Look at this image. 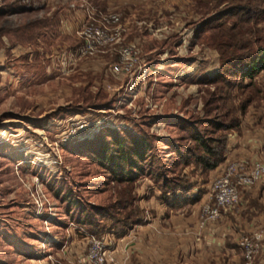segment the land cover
<instances>
[{
    "label": "rangeland",
    "instance_id": "rangeland-1",
    "mask_svg": "<svg viewBox=\"0 0 264 264\" xmlns=\"http://www.w3.org/2000/svg\"><path fill=\"white\" fill-rule=\"evenodd\" d=\"M214 6L215 0H0V264H87L91 237L110 251L115 231L126 227L125 233L126 223L141 222L146 204L164 199L154 175L119 182L90 156L114 130L148 134L155 164L181 178L183 197L198 198L196 186L207 191L206 173L193 162L173 164L178 148H193L190 126L229 123L248 96L243 124L264 117V71L250 85L234 75L215 81L221 65L213 32H198L224 4ZM114 14L117 24L107 22ZM90 27L104 31L93 52L85 44ZM262 189L205 228L196 225L195 258L180 252L170 264H264ZM65 193L87 211L85 222ZM224 221L230 232L223 244L204 242L205 230L222 223L221 231ZM242 237L253 244L250 258Z\"/></svg>",
    "mask_w": 264,
    "mask_h": 264
},
{
    "label": "trees",
    "instance_id": "trees-1",
    "mask_svg": "<svg viewBox=\"0 0 264 264\" xmlns=\"http://www.w3.org/2000/svg\"><path fill=\"white\" fill-rule=\"evenodd\" d=\"M221 4H224V7L216 13L217 15L207 17L198 28V32L204 31V28L212 30L215 38L221 65L215 81L230 82L227 76L234 75L239 76L241 81L247 80L246 84L250 85L264 71V0H215V6L219 7ZM251 99L252 96L246 97L242 106L237 109V116L229 123L209 119L204 122L208 126L205 130L190 126L188 134L193 148H178L179 159L173 164L177 165L181 160L183 165L193 162L194 166L205 174L221 163L227 133L239 127L243 111L241 109L248 105ZM223 130L225 133H218ZM151 149L152 142L148 134L125 129L114 130L109 137L100 138L89 150V154L119 182L133 184L143 175H154L168 211L188 204L192 199L182 196L184 183L179 182L181 178L178 180L176 177L167 176L166 171L160 170L155 164L153 153H150ZM64 198L69 207L79 206L78 221L85 222L83 217L87 216V211L80 206L78 199L68 193L64 194ZM122 208L125 209L126 206ZM139 221L136 217L125 225L131 226ZM93 222L87 223L91 226ZM125 228L115 231L113 236L122 235Z\"/></svg>",
    "mask_w": 264,
    "mask_h": 264
},
{
    "label": "crops",
    "instance_id": "crops-1",
    "mask_svg": "<svg viewBox=\"0 0 264 264\" xmlns=\"http://www.w3.org/2000/svg\"><path fill=\"white\" fill-rule=\"evenodd\" d=\"M246 122L243 124V121H241L238 128L227 133L222 162L205 174V177L208 178L207 181H209L207 191L194 186L197 191L201 190L202 194L199 193L198 196L199 199L202 198L201 203L207 197L211 178L228 160L244 156L248 159L264 162V117L257 116L253 119H246ZM195 176L192 177L193 179L191 178L192 181L199 178L201 174ZM254 189L261 192L259 190H264V183L244 191L241 195L243 203L247 202L246 199L249 198ZM242 197L245 199L243 200ZM198 198L184 206H180V208L169 211L164 201L158 203L152 201L146 204L148 207L144 209L141 222L131 225L128 231L116 237L111 248L114 261L109 264H130L134 259H137L135 264H170L169 260H176L174 256H177L180 252L195 258V251H198L201 247V242L196 237L197 211L199 210L196 206V200ZM140 207L143 208V206ZM224 223L225 226L222 225V232L219 230V225L222 223L214 224V226L212 225L206 229L203 236L206 240L204 242L222 245V234H227L225 231L228 222L224 221ZM228 232L230 231L228 230ZM198 255L197 253L196 256Z\"/></svg>",
    "mask_w": 264,
    "mask_h": 264
},
{
    "label": "built area",
    "instance_id": "built-area-1",
    "mask_svg": "<svg viewBox=\"0 0 264 264\" xmlns=\"http://www.w3.org/2000/svg\"><path fill=\"white\" fill-rule=\"evenodd\" d=\"M106 21L117 24L119 18L115 14L109 15ZM84 35L87 37L85 44L93 52V47L100 44L104 31L90 27L84 31ZM113 67L116 72L122 69L119 65H113ZM262 183H264L263 161L248 159L244 156L228 160L211 178L207 197L199 207L198 227L205 228L208 224L220 219L225 212L235 210L242 193ZM88 243V251L85 255L87 264H108L114 261L111 250L106 249L103 240L91 237ZM239 245L243 248L246 258H250L254 251L252 242L247 237H242Z\"/></svg>",
    "mask_w": 264,
    "mask_h": 264
}]
</instances>
